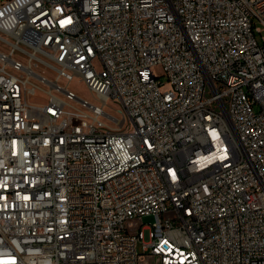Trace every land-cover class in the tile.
I'll list each match as a JSON object with an SVG mask.
<instances>
[{
    "label": "built area",
    "instance_id": "obj_1",
    "mask_svg": "<svg viewBox=\"0 0 264 264\" xmlns=\"http://www.w3.org/2000/svg\"><path fill=\"white\" fill-rule=\"evenodd\" d=\"M0 44V264H264V0H0Z\"/></svg>",
    "mask_w": 264,
    "mask_h": 264
},
{
    "label": "rangeland",
    "instance_id": "obj_2",
    "mask_svg": "<svg viewBox=\"0 0 264 264\" xmlns=\"http://www.w3.org/2000/svg\"><path fill=\"white\" fill-rule=\"evenodd\" d=\"M0 47L5 49V50H10L9 46H6L4 44H0ZM45 71L46 76L51 78L52 80H55L57 73L51 69H46L44 67H42L39 71ZM154 72L156 74H158L160 76V79L162 80L163 83H165V85L163 86V89L166 90L169 88V86L166 84L167 83V79L164 76V69L163 66L161 65H157L154 67ZM33 83H35V80L30 79V84L29 86H32ZM60 84L64 85L66 84L64 81L60 82ZM42 88H44L48 94H46L45 96H42L41 94H43L44 92H42L41 90H38L39 94L38 96H35L32 98L33 102H42L45 103L49 100V97L51 95H56V96H60L63 97L61 94H58L56 91L54 90H49V88L45 87V86H41ZM69 89H71L72 91H74L77 95H79L82 98H85L95 104H100L98 101V98L89 90V88L87 87V85H85V83L81 82L80 80L76 79L74 80L72 83H70L69 85ZM118 104H115L113 102L110 103L109 106H106V110L108 112H110L111 114L114 115H118ZM155 221V217L154 216H150V217H141L139 219V222H137L131 229V232H137L139 231V229L141 228L142 224H147V223H153ZM141 263L142 264H160L157 261V258L155 256L152 255H146V256H142L141 259Z\"/></svg>",
    "mask_w": 264,
    "mask_h": 264
}]
</instances>
